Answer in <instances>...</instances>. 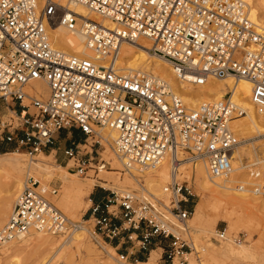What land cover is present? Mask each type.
I'll return each instance as SVG.
<instances>
[{
	"label": "built area",
	"instance_id": "2783aa9c",
	"mask_svg": "<svg viewBox=\"0 0 264 264\" xmlns=\"http://www.w3.org/2000/svg\"><path fill=\"white\" fill-rule=\"evenodd\" d=\"M78 4L113 27L79 16L52 0L41 8L36 0H0V100L15 102L17 126L0 121V144L12 143L33 158L61 130L76 128L83 141L63 150L77 173L98 172L80 153L95 128L115 132L112 150L123 169H153L165 162L174 176L182 163L201 161L210 177H226L233 151L240 143L233 119L244 109L227 95L218 101L188 107L151 74L122 70L116 65L120 44L142 37L148 51L167 60L180 81L203 85L208 78L246 79L250 101L264 122V28L249 19L241 0H65ZM57 22L79 32L93 57L68 54L51 45L47 27ZM43 81L46 96L29 93L32 81ZM27 101V103H25ZM30 109L33 111L31 112ZM261 134V136H263ZM84 150V148H83ZM248 163V162H247ZM248 181L236 185L246 194L264 197V155L246 167ZM164 191L169 205L134 191H111L92 202L87 218L71 221L53 205L33 176L24 179L11 211L0 227V247L30 232L68 240L91 221L89 237L98 243L117 240L125 246L118 259L126 262L160 246L167 264H184L193 249L183 235L192 214L189 188L173 179ZM86 228V227H85ZM223 238L224 232L218 231Z\"/></svg>",
	"mask_w": 264,
	"mask_h": 264
},
{
	"label": "bare ground",
	"instance_id": "6f19581e",
	"mask_svg": "<svg viewBox=\"0 0 264 264\" xmlns=\"http://www.w3.org/2000/svg\"><path fill=\"white\" fill-rule=\"evenodd\" d=\"M52 1L57 2L58 4L70 11H73L81 17L93 19L107 28L113 27L109 21L98 17L94 13L88 11L82 5L67 3L65 0ZM246 1L249 5V19L253 23L264 27V0ZM44 2L45 0H36L38 6L41 7ZM47 32L49 34L51 45L53 47L55 46V48L57 47V49L59 48L60 51L65 52L67 48L72 52V54L88 58L93 57L92 52L85 46L83 36L79 32H71L57 22H53L51 25H49V27H47ZM150 45V41L142 37L136 39L135 42H122L120 44L115 63L119 64L118 67L120 69L129 72H135L138 74H148V72H152L149 74L163 80L166 83L169 91H171L172 94L178 96L188 107H194L202 102L218 101L224 99L227 97V95H230V98L238 103L245 112L243 116L233 119L231 123L235 134L239 136L240 143L233 151L230 173L223 178L210 177L201 161L182 163L174 176L171 175L170 169L165 162H162L153 169L142 171L137 169L125 170L123 169L122 162L115 156L113 150L105 148L102 153L104 154L105 160L110 163V169L115 171L114 175L116 176V180L119 181L118 185L124 188L137 186L140 191V195L143 196V193H145L146 195L154 197L153 194L156 193V197L165 200L167 198V193L164 191V186H161L162 183H165L167 180L169 182L173 179L180 183L186 182V186L188 188L193 187V189H195L199 195V200L194 206L195 213L202 211L207 200L217 202L219 204H225L229 200L234 201V199L230 198L231 192L229 190L232 188L230 184L234 183L235 181H240V178L245 174V168L249 163L244 162L246 150L242 145V143L246 142L247 139H244V136L241 135H243L244 132H252V135L255 134V137H259V140L262 141L264 146V135L261 136V134L264 133V122L256 114L255 109L250 101L251 86L249 81L242 78H225L223 80L208 78L203 85H193L186 81H180L172 72V68H170L171 65L167 60L159 56L149 54V51L147 50ZM26 89L31 93L35 92L41 96H46L47 94V86L43 81L40 80L32 81ZM96 133L99 136L100 143H102L104 146L109 145L110 142H113L115 139V132L108 128L98 129ZM18 155L19 152L16 151L4 152L0 154V166L3 165L9 168L11 176L7 190L8 194L2 199L0 204V224L3 222V220L5 222L11 211L14 202L12 201L11 197L21 189L23 184L21 175L23 172L24 174L26 173V175H29L30 172H35L44 181H50L52 179L58 180L60 183L59 185L61 186V191L59 194L62 196V198H68V200L70 199V201H72L71 203H74L75 206L76 202L81 199L86 198L88 202L90 201L87 196L91 186L95 182L100 183V185L106 184L103 183L104 177H96L95 179H90L84 183L71 180L66 176L67 173L64 171L61 172L62 170L60 169H62V167H57V170H54L55 168L51 169L50 166H48L43 161L42 158L45 156L42 154V152H40L34 159H30L26 164L23 163V160ZM205 193L208 195L206 196ZM249 199L255 206L257 203L264 202V197L261 196L250 195ZM61 201L58 200L56 195L53 197V202L57 206L61 204ZM62 207L65 211H68V207ZM227 221L231 223L228 218ZM190 229L193 231L192 233L214 234L213 224L209 227V229L203 228L201 226H192ZM86 230L87 229L84 227L82 231L75 232L70 239L62 240L59 244L54 243V240L52 239L55 238H53V236L32 231L27 236L18 240V247L29 245L32 241L30 238L31 233L36 234L33 243L35 246V251L32 256L34 260L42 257L41 260L43 261L45 256L49 253H51L49 259L56 254H61L64 250L63 243H68L72 238L77 240L76 242L80 241L82 239L80 236ZM185 232H187V234L189 232L187 229V224L185 225ZM46 236L50 238H47ZM98 244L103 250H105V247H108L102 246L100 242H98ZM236 245H238V248H235L233 242L225 238L223 241H220L217 247L214 248L217 250V255L253 256L254 253L248 246L238 243H236ZM9 248L14 250L13 246H9ZM9 248L6 247L3 251H1V254L10 253L11 250ZM193 248L195 249V246ZM201 249L204 250V248ZM150 252V254H148V260L136 261V264H152L154 256L157 255V250H150ZM45 261L46 262L43 264H46L48 259Z\"/></svg>",
	"mask_w": 264,
	"mask_h": 264
},
{
	"label": "rangeland",
	"instance_id": "374dc122",
	"mask_svg": "<svg viewBox=\"0 0 264 264\" xmlns=\"http://www.w3.org/2000/svg\"><path fill=\"white\" fill-rule=\"evenodd\" d=\"M241 1L246 4L247 10L249 11V5L247 4V1L246 0H241ZM37 7L41 8V6H38V4ZM65 52L72 54V52L69 51V49L67 48ZM149 54L152 55L150 52ZM116 65L119 66V64L117 63ZM148 73H152V72H148ZM26 91L28 90L26 89ZM25 103H27V101H25ZM16 105L17 104L15 102L8 101L6 103L0 100V121L11 122L14 127L17 126L18 121L15 117V114L12 112L13 109H15ZM30 111L32 112L33 110L30 109ZM72 129L74 128L59 131V133L55 135V140L53 141L54 144L51 145L52 148L55 149V151L42 152V154L45 157L44 158L39 157V158H42L43 161L48 166H50L51 169L55 168L54 170H57V167L59 168L62 167V169H60L62 170L61 172L64 171L65 173H67L66 176L69 179L78 181L80 183L87 182L88 180L95 179L96 177H104L103 183L104 184L106 183L107 185L106 184L100 185V183L95 182L91 186L89 194L87 196L89 200L92 190L94 191L95 194L105 193L104 198L107 195H109L111 191L119 192L122 190H131L134 191L138 197H146L145 193H143V196L140 195L139 193L140 191L137 186L131 188H124L118 185L119 181L116 180V176L114 175L115 171L110 169L111 165L108 161L105 160L104 154L102 153L105 148L112 150L111 148L113 146L112 141H111L112 143L110 142V144L107 146H104L102 143H100L101 147H98L97 145L92 143V141L97 138L95 136L89 138L87 140L88 144L85 147L79 148L82 149L80 153L82 154H84V152L86 153L83 158L90 157L91 167H94L96 162L100 160L101 162L103 161L106 163L105 168L99 170L97 173L89 168L86 169L85 174L77 173L75 166L73 164L74 161L72 159L68 161V159L63 154L64 146L67 145L66 143L69 141L68 139H71L68 138L69 133L71 132L70 135L71 136L73 135ZM95 130L97 132L98 128H95ZM241 136H244V139H247V141L244 142L245 144L242 143L243 148L246 150L244 162L251 161V159L257 154L264 155V146L262 144V141L259 140V137L258 138L255 137V134L252 135V132H244L243 135ZM6 146L7 149L4 152H13V151L19 152L18 156H20V158L23 160V163L25 164L30 159H34L39 154L38 153L33 158H30L27 155L25 149L17 148L12 143L10 144L6 143ZM0 168H1L0 169V204H1L2 199L8 194L7 190L9 187V181L11 179V176H10L9 168L3 165H1ZM246 171L247 168H245V174L240 178V181L238 180L239 182L235 181L234 183L230 184L232 186V188L229 190L231 192L230 198L234 199V201L229 200L225 204H219L217 202H212L207 200L202 211H199V213L197 212L198 214L195 213L194 206L199 200V195L197 191L193 189V187H189V191L191 193L190 197L192 200V214L190 215L188 221L186 222L187 229L189 230V232L188 234L186 232L183 235V238H185V240H187L192 245L194 244L193 247L195 246V249L193 248L191 250V253L188 256V260L184 264H264V202L257 203L255 206L253 203H251L249 199L250 194L241 192L236 188L237 187L236 185L245 184L248 181ZM29 175L37 179L41 185L46 187V189L56 190V193L54 195L51 196L47 195L48 199L68 219H70L71 221H80L82 219L87 218L85 214L87 213V209L91 205V201L88 202L87 199L84 198L85 200L81 199L77 201L75 206L74 203H71L72 201H70V199L68 200V198H62V196L59 194L61 191L60 190L61 186L59 185L60 183L58 180L52 179L50 181H44L35 172H30ZM29 175L28 174L26 175V173L24 174V172L22 173L21 179H23V182L24 179ZM260 182L264 183V177L260 179ZM167 183L168 180L165 183H162L161 186L165 187ZM183 183L184 185H186V182ZM17 193H15L11 197L12 201H14ZM55 195L58 197V200L60 201L62 200L59 206H57L53 202V197ZM153 195L154 197H156V193ZM205 195L207 196L208 194L205 193ZM160 200H162L164 203L169 205L170 201L168 195L165 200L162 198H160ZM62 206H66V208L68 207V211L67 210L65 211ZM227 218L231 221V223L227 221ZM4 223L5 222L3 220V222L0 224V227ZM82 224L84 227H86V229L88 230L92 229L91 221ZM212 224L214 230L213 235L208 233H200V234L192 233L193 231H191L190 229L192 226H201L203 228L209 229V227ZM218 231L224 232L223 238L218 237L217 235L219 234ZM35 237L36 234L31 233L30 238L32 239V241L27 246L18 247V241H14L9 243L5 247H0V264H13L14 262H15L14 264H43L44 262H46L45 260L47 259L48 261L46 264H122L124 263L120 261L117 256V254H119V251L120 252L125 251L123 250L122 247H118L119 248L118 251L115 250L114 246L112 245V242L108 243L107 241H100L98 239V242H100L102 246H108L105 247V250H103L97 242L93 241L89 237L88 232L86 231H84L83 234L80 236V238H82L81 239L82 241L80 240L76 242L77 240H74L72 238L68 243H63L64 250L61 254H56L55 256L49 259V256L51 254L49 253L45 256L43 261L41 260L42 257L41 258L39 257L38 259L34 260L32 255L35 251V246L33 244ZM53 238L55 239L52 238L51 239L54 240L55 244H59L63 240L62 237L53 236ZM225 238L233 242L235 248L236 247L238 248V245H236V243L244 246H248L250 249H252L251 251L254 253L253 256L217 255L216 254L217 250H215L214 247H217L220 241H223ZM9 246H13L14 250L13 249L11 250ZM6 247L9 248L11 252L1 254V251H3ZM201 248H204V250H202ZM155 249L157 250V255L154 256V259L152 260V264H167L163 259V251L161 247L160 246L153 247L151 250H155ZM150 253L144 254L142 256L143 259L141 261L148 260L149 258L148 254ZM125 263L136 264V261L134 259H130ZM174 264H178L176 260L174 261Z\"/></svg>",
	"mask_w": 264,
	"mask_h": 264
},
{
	"label": "crops",
	"instance_id": "0c3cea01",
	"mask_svg": "<svg viewBox=\"0 0 264 264\" xmlns=\"http://www.w3.org/2000/svg\"><path fill=\"white\" fill-rule=\"evenodd\" d=\"M19 108H18V105H16V107H15V111H17ZM73 130V135L71 136L70 135V133H69V137L68 138H71V139H68L69 141L66 143L67 145L66 146H64V148L63 149H65V148H68V147H73V145H75V144H80V143H82V141H83V135H82V133L78 130V129H76V128H74V129H72ZM59 133V132H58ZM57 133V134H58ZM54 140H55V136H54ZM52 144H54V142L52 143ZM51 144V145H52ZM48 146L43 152H47V151H50V152H52V151H55V149L54 148H52V146ZM62 161H63V159H62ZM104 194L105 193H101V194H95L94 193V191L92 190L91 191V194H90V201H91V203L93 202V200L91 199V197H93V196H100V198H104ZM108 196V195H107ZM100 200V199H99ZM112 245L115 247V246H118V244H117V240H113L112 241ZM122 248H123V250H125L126 249V247L123 245V246H121ZM143 255L142 254H137L136 256H135V259H136V261L137 260H139V261H141L142 259H143V257H142Z\"/></svg>",
	"mask_w": 264,
	"mask_h": 264
},
{
	"label": "trees",
	"instance_id": "16d2710c",
	"mask_svg": "<svg viewBox=\"0 0 264 264\" xmlns=\"http://www.w3.org/2000/svg\"><path fill=\"white\" fill-rule=\"evenodd\" d=\"M7 149V146H6V143H1L0 144V153H4V151H6ZM91 199L93 200V202H96L100 199V196H93L91 197Z\"/></svg>",
	"mask_w": 264,
	"mask_h": 264
}]
</instances>
